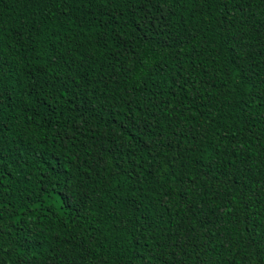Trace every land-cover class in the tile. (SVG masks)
Here are the masks:
<instances>
[{"label": "trees", "instance_id": "trees-1", "mask_svg": "<svg viewBox=\"0 0 264 264\" xmlns=\"http://www.w3.org/2000/svg\"><path fill=\"white\" fill-rule=\"evenodd\" d=\"M0 264H264V0H0Z\"/></svg>", "mask_w": 264, "mask_h": 264}]
</instances>
